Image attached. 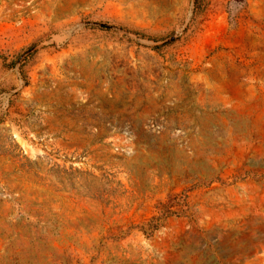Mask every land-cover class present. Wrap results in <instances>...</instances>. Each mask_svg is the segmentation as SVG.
Here are the masks:
<instances>
[{"label": "rangeland", "instance_id": "374dc122", "mask_svg": "<svg viewBox=\"0 0 264 264\" xmlns=\"http://www.w3.org/2000/svg\"><path fill=\"white\" fill-rule=\"evenodd\" d=\"M0 264H264V0H0Z\"/></svg>", "mask_w": 264, "mask_h": 264}, {"label": "water", "instance_id": "95a60500", "mask_svg": "<svg viewBox=\"0 0 264 264\" xmlns=\"http://www.w3.org/2000/svg\"><path fill=\"white\" fill-rule=\"evenodd\" d=\"M92 25H95V26H98V27H103V28H110V26L104 25V24H92ZM172 39H173V37H170L168 40H172ZM33 51H34V49H30L20 59H22L23 57H25L26 55H28L29 53H31Z\"/></svg>", "mask_w": 264, "mask_h": 264}, {"label": "trees", "instance_id": "16d2710c", "mask_svg": "<svg viewBox=\"0 0 264 264\" xmlns=\"http://www.w3.org/2000/svg\"><path fill=\"white\" fill-rule=\"evenodd\" d=\"M156 227H157V225L154 226V228H156Z\"/></svg>", "mask_w": 264, "mask_h": 264}]
</instances>
